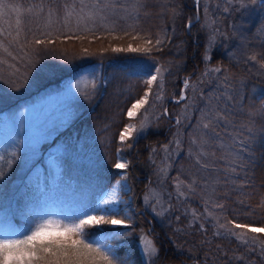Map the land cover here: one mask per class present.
<instances>
[{
  "label": "trees",
  "instance_id": "16d2710c",
  "mask_svg": "<svg viewBox=\"0 0 264 264\" xmlns=\"http://www.w3.org/2000/svg\"><path fill=\"white\" fill-rule=\"evenodd\" d=\"M40 1L6 0V3L19 9L20 42L30 41L34 35L43 38L49 32L53 38L59 35L54 44L48 45L56 50L57 56L37 58L30 66L24 52L30 53L31 48L25 47L19 52L16 46H10L16 60L0 51V58L7 60L0 64V121L13 118L30 102L62 89L84 65L102 63L105 81L101 93L94 95L88 103L85 101L87 104L82 112L53 141L43 146V152L54 154L58 174L54 184L43 175L42 194L54 203L59 214L71 215L84 203L94 205L98 197L121 178L120 171L114 166L117 153H120L130 159L127 172L130 192L126 191V200L130 198L134 231L124 238L131 243L127 246L132 264H144V257L134 240L150 228L153 243L159 249L155 264H264V255L258 247L248 248L237 238L215 229L212 219L203 213L200 201L177 198V193L170 192L173 204L164 214L169 217L158 220L141 199L157 176L153 169L162 148L173 138L176 122L173 117L184 103L177 101L185 79L196 82L208 69L220 68L226 70L230 78L224 80L223 88L230 85L234 89V102L242 97L236 118L252 123L253 140L250 145L244 144L250 149H239L241 164H237L236 170L241 171V179L246 183L238 189L230 187L227 193L221 189L219 198L224 207L218 209L229 220L264 227V67H261L264 64V30H260L264 28V21H260L258 27L259 17H255L263 10L264 3L259 2L253 7L257 12L253 14V10L249 11L251 7L241 8L238 0H233L234 6L226 5V0H208L207 5L203 1L199 10L203 17L206 18L203 7L212 10L207 12L211 20L208 27L206 21L198 20L193 0H142L138 16L135 14L136 0H116L113 9L117 12L110 14L123 22L122 27L74 33L72 29L77 30V25L66 20L70 17L67 13L71 8L81 9L82 0H66L67 7L63 0ZM37 6L42 7L45 14ZM225 6L229 7L228 12L223 11ZM29 8L33 9L31 13L27 11ZM174 11L178 15L173 16ZM8 12L11 14L5 13L0 18V29L15 35L18 13ZM189 19L193 23L191 30L186 26ZM157 38L165 43L156 46ZM3 39L0 36V40ZM148 39L153 42L151 52L125 49L126 46L146 47ZM106 42L114 44V49L119 46L123 50L89 51L91 44ZM156 47L162 50L153 51ZM82 55L87 56L83 59ZM253 55L256 60L250 59ZM206 56L210 59L206 60ZM154 65L168 68L169 74L162 78L164 104L162 102L160 106L161 113L154 122L150 121L140 136L135 135L121 144L119 133L130 121L126 111L134 98L143 95L146 85L142 83V73ZM222 73L223 70L209 72L208 76L215 80ZM167 106L170 112L165 114L163 109ZM65 139L72 141L71 149L66 152L61 147ZM186 155L182 153L171 172L182 180L188 171L185 173L178 168L188 166L190 158ZM42 165L46 173L45 159ZM18 167L19 160L14 158L2 174L1 185L5 186L6 192L0 188V224L8 231L21 232L32 218L30 212L21 209L23 199L30 193L23 176L30 169L19 171ZM189 206L195 209L197 219L187 216ZM203 224L205 229L200 226ZM217 231L221 235H215Z\"/></svg>",
  "mask_w": 264,
  "mask_h": 264
},
{
  "label": "rangeland",
  "instance_id": "374dc122",
  "mask_svg": "<svg viewBox=\"0 0 264 264\" xmlns=\"http://www.w3.org/2000/svg\"><path fill=\"white\" fill-rule=\"evenodd\" d=\"M42 1L43 0L40 2ZM63 1L66 6V0ZM72 1L74 0H70V2ZM203 1L207 5L208 0H202V3ZM83 2L84 5H88L87 7H83V11H81V9L78 10L72 8L68 11V13L71 12V15H69L70 17L66 18V20L77 25V30L74 28L72 29V32L76 33V31L79 30L92 31L101 28L117 29L118 26L119 28L122 27L123 22L110 14L111 12H117L113 9L115 6L112 8H110V6L103 12H98L96 9L91 7L95 0H84ZM104 2L105 0H102L101 5H103ZM107 2L114 4L116 0H107ZM259 2H261V0H257L256 3H250V0H238L237 3L239 5H241V3L247 4V7H240L245 10L251 7L252 9H249V11L252 12L253 10V14H257L253 7L257 6ZM204 8L205 7H203V11ZM210 11L212 10L208 9L207 12ZM6 14L11 13L6 11ZM42 14L45 13L43 12ZM198 15V20H203V22L206 21V24L209 27L211 21L209 14H207L206 18H204L200 12ZM102 16L105 17V19L102 20ZM255 17H259V27L261 24L260 21H264V8L259 15H256ZM260 30L262 31L264 28H261ZM111 42L114 43L112 40ZM111 42H106V44H91L89 51L91 50L92 53H101L121 48L117 46L114 49V44ZM129 47L130 46H126L125 49L129 50ZM146 47L150 48V45L146 44ZM131 48L143 49L145 47L143 45L141 47L131 46ZM153 51L158 52L156 49ZM87 55H82V58L84 59ZM222 70L223 73L218 74L217 76L219 77L215 80H210L212 77L203 75L202 77L197 78L196 82L190 81L192 85L196 86L195 97L192 96L191 88L188 90H182L183 94H187L189 100H181L184 103L180 106V112L176 114L177 116L175 115L173 117L174 120H177L175 118L178 117L181 123L178 125L174 122L175 131L173 138L171 139V142L165 145L167 146V151H165V146L162 148L161 156L157 159L156 168L153 169V174H156L157 176L149 190L144 193V197H141V199L145 203L146 195L152 193L153 191L160 194L162 197L161 204L166 210H164L159 216L156 212L152 211L158 220L169 217L164 214L166 211H170L169 205L173 204L170 192L177 193L176 180L179 178L177 176H173L171 172L174 169L175 164H177V159L182 155V153H185L187 154L186 156H189L188 158H190V162L187 164L188 166H186V169H181V167L178 168V170L185 173L188 171L185 179L182 180L179 178L180 181H183L181 191L184 192V196H181V198L184 199L187 197L193 200V202L200 201L202 210L204 211L203 213L212 219L211 221L214 224V228L220 230L222 234H226L225 229L221 228L220 224H227L229 219L221 215V211L217 206L222 202L219 198L220 191L223 189V191L227 193L230 187L238 189L241 185L246 183L245 179H241V171L236 170L237 164L240 163L239 154L241 151H239V149L240 147L244 149V151L250 149L244 144L247 143L250 145V141L253 139L252 132H248L247 130V127L251 128L252 123L245 122L244 118H241L242 120H238L236 118L238 111H240V108L237 107H239L242 103V97L240 96L238 100L234 102L236 97L234 89H231L230 85L223 88L225 83L224 80L226 81L225 77H227V79L230 78L225 72L226 70L221 69V72ZM167 71L168 68L163 67V76L167 77L169 75L167 74ZM201 80L203 83H200ZM93 81H95V89H93ZM104 83V77L102 76V63L94 62L88 66L84 65L81 70L75 74V76L64 83L62 89L30 102V104L23 107L13 118L3 119L0 121V157H3V159H0V175H2L4 170L10 166L14 158L19 160V171L20 169H24V171L26 168L30 169L29 171H26L23 176L26 181V186L30 189V193L29 196L23 199L21 209H26L27 212H30L32 217L37 213L60 215L56 210L54 203L42 194L44 186L43 175L48 177L47 179L51 184H54L58 174V166L56 165L54 154L51 152H43V146L45 143L53 141L52 139L55 138L59 132L65 130L71 120L82 112L88 101L91 100L94 95L101 93V87ZM152 88L155 93L157 90L156 85H152ZM162 93L163 86L159 92L161 99L153 101V98L150 96L149 103L141 109V114L147 111L149 123L150 121L154 122V120H156L161 113L160 106L163 102ZM201 93L203 95V99L201 98ZM85 101L87 103H85ZM189 101H192L193 106L189 109H185V104L189 103ZM209 109H211V116L213 119L210 124V128L203 129L201 124L208 123L209 116L205 115L202 120L201 113H208ZM163 112L165 114L170 112L169 107L167 106L164 108ZM217 113L223 116V119L218 122L214 118ZM140 120L141 115L138 114L135 118L128 121L126 125L128 123H136L137 128L139 129ZM142 133L143 132H133L132 137L135 135L140 136ZM193 140H195L196 143H193ZM177 141L179 142V147H177ZM241 141H243V143H241ZM63 144L64 145L61 147L65 152L72 147V141L65 139ZM13 153H15V155H13ZM43 159L46 160V173L44 171L45 168L42 165ZM197 159L200 160L199 164L196 162ZM117 162H127L128 167L130 165L128 155L120 153H117ZM117 162H115V164ZM203 164H206L207 167H201ZM128 167L124 170H119L120 177L122 172L127 174ZM161 168H167L166 176L160 172ZM118 180L121 181V188L118 191V195L122 200L120 208L123 211L121 214L123 215L126 213L127 216L130 217V198L128 201L126 200V191L130 192L129 181L121 180V178L116 181ZM2 181L3 179H0V188L3 187L4 192H6L5 186L1 185ZM116 181L109 189L105 190L101 196L110 191L111 188L115 186ZM193 181H195V184H192ZM186 185H192L194 190H190L186 187ZM100 197H98L97 201ZM181 201L182 200L178 202L176 201V205L178 206ZM161 204H157L154 199L151 200L150 203H145V205L151 209L155 207L157 211H161ZM130 208L133 209L132 206ZM205 209H207V212ZM193 210L195 209L190 208L189 206L187 216H192L193 219H197V217H193L192 215ZM209 213H211V215H209ZM169 225H171V223ZM204 226L205 225L203 224V227ZM227 226L229 228L233 227L231 224H228ZM250 227L260 226L250 225ZM12 231L15 230L12 229ZM233 231L238 234H242L244 239L249 240L248 244H244L241 240L236 239L241 245H245L248 248L250 246H256L261 250L259 242L264 241V233H252L244 229L235 228H233ZM6 232L10 231L0 224V236ZM151 234L152 228L148 229L147 233H143V235H146L148 239L153 242ZM141 235L142 234L138 236L139 239L134 240L136 241L135 243L140 249V252L142 246L140 239ZM233 237L236 238V236ZM123 238L111 239L108 243L115 249L116 255L119 257L122 264H132L130 261L129 247L127 246L131 243L126 238L123 240ZM253 238L256 240L255 244L252 243ZM113 240L118 243L120 241V244L114 242ZM120 247L122 250L121 252H119Z\"/></svg>",
  "mask_w": 264,
  "mask_h": 264
},
{
  "label": "snow or ice",
  "instance_id": "6c2138e0",
  "mask_svg": "<svg viewBox=\"0 0 264 264\" xmlns=\"http://www.w3.org/2000/svg\"><path fill=\"white\" fill-rule=\"evenodd\" d=\"M257 0H250V3H256ZM264 3V0H261ZM83 3V0H82ZM194 5L197 10V18H199V10L202 0H193ZM226 5H233V0H226ZM88 5H83L87 7ZM114 7V4H110L105 0L103 5H101V0H95L91 5L98 12H103L108 7ZM137 11L136 15H139V7L143 6L142 0H136ZM234 6V5H233ZM247 4L241 3V7H247ZM39 7V6H37ZM67 7V6H66ZM83 7L81 11H83ZM14 11L18 13L16 19V32L15 35L11 31H6L0 29V36H3V40H0V51H2L7 57H11L12 60H16V56L10 51V46H16L19 52H23L25 47L31 48V52H24V57H27L28 64L31 66L34 64L37 58H56L57 52L55 49L49 48L48 45L54 44L59 35L55 38L52 34L46 33L43 38L36 37L35 35L29 41L25 39L24 43L20 42V32L21 20L19 18V9L13 7L12 5L6 3V0H0V16L5 15L6 11ZM29 13L33 11L32 8L27 9ZM39 11L43 12V8L39 7ZM127 11V9H125ZM207 7L205 6L204 12L207 17ZM223 11L228 12L229 7L225 6ZM51 14V13H50ZM71 15V12L67 13ZM178 15L175 11L173 16ZM105 19V17H101ZM211 23H215L212 21ZM187 28L191 30L193 23L189 19L187 23ZM10 38V39H9ZM71 39V36L68 37ZM135 38V37H134ZM153 42L151 39L147 40V44L151 45ZM165 43L163 39L157 38L155 45L159 46ZM44 46V47H40ZM123 49H116V51H122ZM130 51H143L145 53L151 52V48L145 47L131 48ZM157 51L162 50L156 47ZM23 58V57H22ZM205 59H210V57H205ZM251 60H256V56L250 57ZM7 63L6 59L0 58V64ZM9 67H14V65L9 64ZM264 67V64L261 65ZM220 68L208 69L204 75L207 76L209 72H220ZM162 78H163V66H152L146 69L142 73V83L146 85L145 91L142 96L134 98L126 111V116L130 120L135 118L138 114L141 115V120L139 121V129L136 123H128L122 131L119 133V140L121 144H125V141L132 137L133 132H143L149 125L148 113L145 111L141 114V109L144 108L146 104L149 103V97L153 98V101L161 99L160 90L162 89ZM227 79V77H225ZM200 83H203L201 80ZM93 89H95V81L92 82ZM156 85V92H153L152 85ZM192 89V96L195 97L196 86L190 83L189 79H185L183 89ZM201 98L203 95L201 93ZM180 100H189V97L185 94H181L177 103ZM210 103V101H209ZM264 104V101H262ZM193 106L192 101L185 104V109H189ZM209 116L208 123H202L201 127L203 129H209L213 117L211 116V109L208 113H201V119L204 116ZM250 116L253 113H249ZM218 122L223 119V116L218 113L214 117ZM179 125L181 123L180 119L176 120ZM247 127V126H245ZM248 132H252L250 127H247ZM196 143L195 140L192 141ZM177 147H179V142L177 141ZM243 143V141H241ZM129 146L130 145H126ZM165 151H167V146H165ZM204 154V153H202ZM15 155V153H13ZM3 159V157H0ZM122 159V158H121ZM198 164L200 160L196 161ZM128 167L127 162H117L115 168L118 170H124ZM201 167H207L206 164L201 165ZM160 172L165 176L167 175V168H161ZM127 174L125 172L121 173V180H127ZM0 179L3 176L0 175ZM183 181L179 178L176 180V189L179 196H184V192L181 191V185ZM195 184V181L192 182ZM190 190H194L192 185H186ZM121 188V181H116L115 186L111 188L106 194L102 195L99 200L94 205H89L87 203L82 204L77 208L71 215H54V214H44L37 213L29 220V226L21 232L10 231L6 232L0 236V264H122L119 257H117L115 249L111 247L108 243L110 239L123 238L132 234L133 224L131 218L127 214H121L122 209L120 204L122 203L121 198L118 195V191ZM155 200L157 204H161L162 197L160 194L154 191L145 196V203H150L151 200ZM223 208L224 205H217ZM264 206V205H262ZM171 205H169L170 209ZM159 216L166 210L161 204V211H157L155 207L152 209ZM207 212V209H205ZM193 217H197L195 210L192 212ZM211 215V213H209ZM198 218V217H197ZM179 219V217H177ZM231 224L233 227L229 228L227 225ZM221 228L225 229L227 235L236 236L238 240L242 243L248 244L249 240L244 239L242 234H238L233 231L235 229H244L252 233H264V227H250L249 224L243 222H237L236 220H229L227 224H220ZM203 228V225H201ZM95 231H92V230ZM215 235L219 236L221 233L217 231ZM141 254L144 257V264H155L156 258L159 256V249L155 244L148 239L146 235H141ZM252 243L255 244L256 240L253 238ZM261 246V254L264 255V241L259 242Z\"/></svg>",
  "mask_w": 264,
  "mask_h": 264
}]
</instances>
